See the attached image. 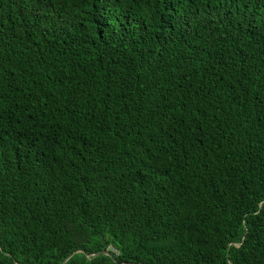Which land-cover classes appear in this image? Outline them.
Here are the masks:
<instances>
[{
	"label": "trees",
	"instance_id": "1",
	"mask_svg": "<svg viewBox=\"0 0 264 264\" xmlns=\"http://www.w3.org/2000/svg\"><path fill=\"white\" fill-rule=\"evenodd\" d=\"M63 262L264 264V0H0V264Z\"/></svg>",
	"mask_w": 264,
	"mask_h": 264
},
{
	"label": "water",
	"instance_id": "2",
	"mask_svg": "<svg viewBox=\"0 0 264 264\" xmlns=\"http://www.w3.org/2000/svg\"><path fill=\"white\" fill-rule=\"evenodd\" d=\"M103 252H106L107 253V251H103ZM65 262V261H64ZM64 262L62 263V264H64Z\"/></svg>",
	"mask_w": 264,
	"mask_h": 264
}]
</instances>
